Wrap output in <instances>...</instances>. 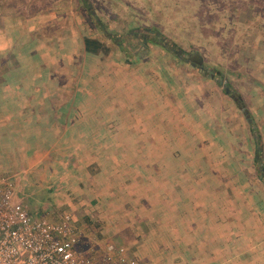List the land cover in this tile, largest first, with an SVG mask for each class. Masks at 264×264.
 <instances>
[{
  "label": "rangeland",
  "instance_id": "1",
  "mask_svg": "<svg viewBox=\"0 0 264 264\" xmlns=\"http://www.w3.org/2000/svg\"><path fill=\"white\" fill-rule=\"evenodd\" d=\"M145 36L148 45L136 47ZM180 50L187 61L180 59ZM192 51L200 52L209 72L222 81L192 66ZM97 72L101 75L93 82ZM34 75L39 80L29 84L28 77ZM139 75V85H116L117 79L131 83ZM5 78L10 85H40L46 91L41 114L51 109V101L53 109L64 113L61 108L69 100L74 110L66 112L77 117L117 114L120 120L108 125L123 130V137L113 133L104 141L111 152L106 157L63 151L55 130L46 124L45 137L54 143L49 154L47 144L39 141V152L19 162L2 146L0 179L13 182V202L28 207L33 218L53 221L56 211H67V202L78 197L81 223L75 227L81 232V248L100 260L108 252L107 241L123 242L113 239V231L126 225L119 237L134 238L128 230L136 226L138 213L150 211L152 222L151 213L164 207L166 212L174 205L183 211L199 204L203 212L213 209L204 224L212 220L217 227L213 236L219 238L220 264L229 259L230 264H264V183L254 185L247 176L255 173L254 130L264 150V0H0V82ZM56 81L61 88L54 86ZM225 85L242 98L235 101ZM193 91L207 106L209 122L232 121L229 137L223 136L226 127H220V143L201 122L206 111L201 116L197 112ZM38 92L29 88L27 96L38 97ZM134 115L140 120L132 119ZM158 116L169 121L150 123ZM130 129L137 137L135 151L127 147ZM2 138L0 132V143ZM122 140L126 146L114 154V145ZM110 157L121 166L105 163L101 176L92 185H82V192L56 184L70 173L86 180L87 174L98 172V167L87 169L86 161L103 163ZM153 164L159 176L152 178ZM241 168L244 172H238ZM213 178L219 181L218 190L210 193L205 183ZM198 179L207 182L198 185ZM190 219L193 223L196 218ZM232 227L242 233L232 236Z\"/></svg>",
  "mask_w": 264,
  "mask_h": 264
},
{
  "label": "crops",
  "instance_id": "2",
  "mask_svg": "<svg viewBox=\"0 0 264 264\" xmlns=\"http://www.w3.org/2000/svg\"><path fill=\"white\" fill-rule=\"evenodd\" d=\"M34 74L37 75V73ZM95 74V80H93V82L96 81L101 75L99 72ZM36 75L28 77L29 84L31 82H37L39 80V76ZM23 76L26 78L27 73ZM151 76H153L152 73H150V77ZM32 79H34V81ZM19 80H21V77ZM84 80H86V77H84ZM136 80L137 81L130 79L131 83H123L122 81L120 82V80L117 79L116 85H133L134 83L135 85H139L140 82L143 83V79L140 75ZM9 83L11 82H8L6 78L0 82V132L3 134L0 148L1 151H3V146L5 152H8V154L10 155L16 154L19 162L26 161L27 156L31 153L35 154L36 152H39V141L47 144V149L45 150L46 152L44 151V149L43 151L47 154L50 153V148L54 143H52L47 139V137H45V124L50 128V130H55V133L58 135V139L61 140L57 147L60 145L63 151H72L74 152L73 154L92 153L94 156L100 154L101 157H106V151H110L104 143H107V139L111 138L110 135L114 133L112 135L114 137H123L122 128L118 126L117 132L114 124L113 126L115 130L110 128L111 124L108 125L109 122L116 123L120 120L119 117L115 116L117 114L106 115L104 113V115H79L77 117V115L73 112H66V110H74V104L69 102V100H67L66 104H64V107L61 108L64 113H59L56 107H54L53 109L52 106H55L56 104L51 101V109L47 110L45 114H41L40 111L38 112V108L42 106V101L45 100L43 99V95L46 94V91L40 89V85H36L34 88H32L26 86L25 84L10 85ZM97 83L98 81L96 82V84ZM150 85L168 84H166L165 81H150ZM54 86H57L58 89L61 88L57 81L56 85ZM29 88L34 89L35 92L38 89V93L41 95L38 97L36 95L34 97L27 96V94H29ZM66 88H70V86L66 85ZM17 95L18 98L14 97ZM131 118L135 121L140 120L137 115H134L133 117L131 116ZM153 121H169V119L164 116H158L155 119L151 117L150 123H153ZM68 122H70L71 124L69 125ZM76 122L80 123L77 124ZM132 132L133 129L128 130V136L130 137L131 141L130 145L127 147H131L129 148L130 151H135L136 149L132 148L134 147L133 141L137 137L133 135ZM87 138H91L93 140L88 141ZM95 138H97L98 140L96 141ZM122 142L123 140L118 142L120 146L114 145V154H116V152L120 154L122 153V148L126 146H123L121 144ZM141 149L144 148L141 147ZM74 162L75 157L71 155V160L69 163L73 164ZM105 163L106 166L108 165L111 168H114L121 166L119 164H121L122 162L112 157H110V160H108V162L104 161L103 163L101 162V160L96 163L94 159L89 162L86 161L85 164L87 169L95 171L98 167V172L87 174L86 180H83V178L80 177L75 178L74 176H72L73 173H70L69 179L63 176L65 178L64 180L60 178V181L62 183L56 184H58L59 188H66L67 186H71L77 190V193L82 192V185H92L95 183L94 180L101 176V167L104 166ZM36 164V167L39 166L38 163ZM75 165H77V163H75ZM79 166H81V163H79L78 167ZM148 168L149 166L146 169ZM157 168L158 167L154 164L153 167H150V169L153 170V172L150 173V176L152 178L154 176H159ZM145 172L147 173L146 170ZM196 181H199L198 185H203L204 182H207L205 180L200 181V179ZM218 182L219 181L217 178H213L210 180V183H205V185L208 184L211 187L209 189L210 193H213L214 190L217 192L218 188L216 186H218ZM64 184L68 185L64 186ZM213 185L215 186V189L212 188ZM86 190L91 191L89 189ZM93 192L101 194V190L93 189ZM73 198L75 199L67 202V211H63L59 215L56 211V215L53 216L55 219L54 221H60L66 212H70L73 213L76 224L81 223L79 221V218L81 217H78L79 215L77 216V213H79L80 211V202H78L79 198L76 196H74ZM70 199L72 198L70 197ZM192 210L190 206H185V209L182 211L181 209H177L176 205H174L173 210L166 212L167 209L166 207H164L162 209L163 212L151 213V218H153L152 222H150V211L144 210V212L138 213L139 216L136 217V220H138L136 226L129 227L128 230V232H130V235H134L133 239L127 241L124 240V238L119 237V234L122 235L123 232L128 228L125 227L126 225H124L123 227H120L117 230L113 231V239L121 240L123 241L122 243L120 242L117 244L114 241H107V243L109 244L111 243L119 248L124 249L123 257L126 259V261L121 262L120 260H118L117 256L114 264H220L218 253L219 238L217 236H213V231L217 227L213 225L212 220L210 221L209 225H207V221L204 224L205 217L208 218L209 216L210 218H212L211 212L213 211V209H211V211L203 212L202 205L200 206L198 204ZM167 214H169V216H167ZM190 217L196 218L193 223ZM140 219H142L144 222L143 227L137 226L143 223L142 221H140ZM228 231L234 237L235 234L242 233V231H236L234 227H232V229ZM209 234H211V236ZM217 234L218 233H216V235ZM231 245H233V243H231ZM241 245L247 246V243H242ZM230 262L231 259L222 264H230Z\"/></svg>",
  "mask_w": 264,
  "mask_h": 264
},
{
  "label": "built area",
  "instance_id": "3",
  "mask_svg": "<svg viewBox=\"0 0 264 264\" xmlns=\"http://www.w3.org/2000/svg\"><path fill=\"white\" fill-rule=\"evenodd\" d=\"M13 182L0 179V264H114L125 262L123 248L108 244L100 260L81 248L73 213L60 221L35 219L28 207L13 202ZM134 264V263H132Z\"/></svg>",
  "mask_w": 264,
  "mask_h": 264
},
{
  "label": "trees",
  "instance_id": "4",
  "mask_svg": "<svg viewBox=\"0 0 264 264\" xmlns=\"http://www.w3.org/2000/svg\"><path fill=\"white\" fill-rule=\"evenodd\" d=\"M86 1V0H85ZM93 16V15H92ZM98 25L100 24L99 21H97ZM100 28L103 29V26H100ZM118 45H121L122 42H116ZM123 50H126L124 48V45L122 44V47H121ZM128 51V50H127ZM128 63H131L132 61L130 59H127L126 60ZM191 96H194L195 97V102L196 104L199 106V109H197V112L200 114H202V111H206V108L207 106L205 105V103L202 101V99H199L198 98V95L195 91H193L191 93ZM204 118V117H203ZM201 118L200 120L203 121L204 124H208V126L210 127V130L214 132V136L212 138H214L216 141H217V137L219 135V130L221 129L220 127H226L227 131H225V133L223 134L226 135L227 137H229V135L231 134V131L233 133L234 129L231 128L230 130V127L231 124H232V121L230 120L229 123H227V121L225 119L222 120V122H220V120L218 121L219 123H215L214 121L211 123L209 122V118H210V113L208 112V109L206 111V117L203 119ZM218 128V130H216ZM218 131V132H216ZM253 133V136H254V140H255V145H254V156H253V160L251 162V167L253 169V171L255 172L254 175L252 173H249L247 176H248V179L252 182V184L254 185H261L262 182L264 183V150L259 142V138H258V135L255 133V131L252 132ZM212 134V133H211ZM216 143H220L219 142V138H218V141ZM222 144H227V143H222ZM228 149H229V146H226ZM233 147V146H232ZM234 151V150H233ZM236 151V150H235ZM228 152V151H227ZM239 152V150L237 151ZM233 156V154H232ZM247 171V170H245ZM238 172H244V168H241ZM248 172V171H247Z\"/></svg>",
  "mask_w": 264,
  "mask_h": 264
},
{
  "label": "water",
  "instance_id": "5",
  "mask_svg": "<svg viewBox=\"0 0 264 264\" xmlns=\"http://www.w3.org/2000/svg\"><path fill=\"white\" fill-rule=\"evenodd\" d=\"M183 52H184L183 50L178 51V54L180 55V59L182 60L184 59V56H182ZM188 59L194 62L193 63L194 67L200 66L199 72L202 75L209 76L213 79L216 77V74L209 72L207 66L205 65V58L200 52L198 51L192 52L190 56L188 57ZM225 88H226V92L230 93L231 89L228 87V85H225Z\"/></svg>",
  "mask_w": 264,
  "mask_h": 264
},
{
  "label": "flooded vegetation",
  "instance_id": "6",
  "mask_svg": "<svg viewBox=\"0 0 264 264\" xmlns=\"http://www.w3.org/2000/svg\"><path fill=\"white\" fill-rule=\"evenodd\" d=\"M150 32H152V31H150ZM149 38L148 37H144L143 38V40H140V41H138V44L136 45V47H143V48H145L146 47V45H148V43H149V40H148ZM166 45H167V42L165 43ZM164 44V45H165ZM131 46H132V44H131ZM132 48H133V46H132ZM131 49V48H130ZM170 50H172V49H170ZM184 51V50H183ZM193 52V51H192ZM185 55V52H183V55L182 56H184ZM185 57V56H184ZM184 60L185 61H187L186 60V57L184 58ZM192 64H193V62H191ZM193 66V65H192ZM200 68V66H197L196 67V69H199ZM209 70V69H208ZM216 80H218V81H222L221 79H218L217 77H216ZM229 95L236 101L237 99H238V96L239 95H236L235 94V92H234V89H231V92L229 93ZM239 98H242L241 96H239ZM249 121H251L250 119H249ZM255 131V130H254Z\"/></svg>",
  "mask_w": 264,
  "mask_h": 264
}]
</instances>
